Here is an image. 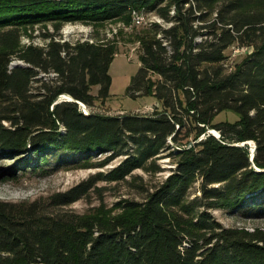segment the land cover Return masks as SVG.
Returning a JSON list of instances; mask_svg holds the SVG:
<instances>
[{"label":"trees","instance_id":"1","mask_svg":"<svg viewBox=\"0 0 264 264\" xmlns=\"http://www.w3.org/2000/svg\"><path fill=\"white\" fill-rule=\"evenodd\" d=\"M218 1L0 0V104H12L16 112L2 118L9 128L0 123L3 151L30 148L44 161L50 152L59 153L64 163L106 150L125 152L128 157L108 177L115 180L158 155L176 129H192L194 140L208 128L221 134L179 151L177 166L162 186L143 203L128 202L117 215L51 209L75 200L78 188L50 203L0 202V264H264V230L223 227L209 213L264 210V172L252 166L248 147L233 146L254 141L253 162L264 169V0H228L211 22L196 26L205 13L196 15L193 5L211 10ZM134 9L155 10L172 23L167 28L154 23L139 37L140 68L128 88L131 98L153 97L161 110L114 117L85 114L75 102L55 103L61 94L87 107L106 101L115 44L61 42L51 36L44 46H21L20 28L131 21ZM201 35L206 38L198 42ZM233 45L247 50L226 73L225 51ZM13 58L24 65L11 67ZM50 72L55 79L31 94L30 84L41 81L36 76ZM95 85L97 95L91 94ZM223 111L239 119L214 122ZM198 176L203 198L187 200Z\"/></svg>","mask_w":264,"mask_h":264},{"label":"rangeland","instance_id":"2","mask_svg":"<svg viewBox=\"0 0 264 264\" xmlns=\"http://www.w3.org/2000/svg\"><path fill=\"white\" fill-rule=\"evenodd\" d=\"M168 1L162 0L161 3L164 5ZM227 1L219 0L212 5L211 10L203 11H199L193 5L196 15L205 13V21L195 22V25L211 22L216 16L217 9ZM144 13L147 23L142 25L132 23V18L131 21L117 18L98 23L68 22L59 26L58 29L54 22L26 25L20 28L19 41L21 46L29 44L44 46L49 42L50 37L54 36L56 40L68 41L69 43L77 41L113 42L116 47V54L108 71L111 78L109 98L104 102L96 100L91 107L82 103L86 110L82 109L80 105L78 106L85 114L91 111L99 115L114 117L151 115L155 110H161V104L155 98L150 96L131 98L128 95L132 78L140 68L139 37L150 33V28L154 23L162 28H167L172 23L161 19L155 10H145ZM172 15H174L173 8L170 11V16ZM205 38V35H201L196 40L199 42ZM208 38L211 39L212 37ZM237 49L247 50L246 47L238 48L233 45L225 51L227 58L223 66L226 73L232 71L234 66L244 58L242 50L239 52L236 51ZM248 51L251 52V49L248 48ZM18 62V59L13 58L11 64ZM36 78H41V81H33L30 84L31 94L43 91L40 89L42 82L54 80L55 74L52 72L48 74L39 73ZM98 90L99 86H93L91 94L97 95ZM138 94L135 93V95ZM63 95H59L56 102L66 101L65 96L60 98ZM14 110L12 104H0V123L3 127H10V122L2 118L16 116ZM238 119L237 113L223 111L214 118V122H235ZM208 129L196 140H194L192 129H176L175 133L167 137L166 146L158 155L147 160L140 168L133 169L127 175L115 180H110L108 177L128 157L125 152L106 150L95 153L86 161L71 160L64 163L59 161V153L50 152L47 156L48 160L44 161L40 157H35L30 148H27V151L23 153L5 152L0 148V202L20 204L40 201L50 203L54 196L67 194L78 188V196L75 200L51 209L68 215L97 212L109 216L117 215L128 202L143 203L151 193L159 189L175 170L179 160L178 152L190 148L196 141L205 139L209 135L207 134ZM59 130L64 133L65 129L60 126ZM217 132L213 131L215 135H218ZM250 142L252 145L255 144L254 141ZM64 156L67 155L64 154ZM201 186L202 179L198 176L191 183L186 199L191 200L196 197L202 199ZM218 186L219 184H211L208 187ZM209 213L223 227L245 229L249 232L254 229L264 230L263 209L248 214L241 212L229 214L228 210L225 209H211Z\"/></svg>","mask_w":264,"mask_h":264},{"label":"water","instance_id":"3","mask_svg":"<svg viewBox=\"0 0 264 264\" xmlns=\"http://www.w3.org/2000/svg\"><path fill=\"white\" fill-rule=\"evenodd\" d=\"M24 65L21 61H19L18 63H13L11 64V67L13 66H22ZM64 95L60 98H63ZM71 97V96H70ZM57 101V100H56ZM66 101H69V102H75L77 103L78 105H83L81 102L77 101V100H74L72 97H71V100L67 99ZM57 103V102H55ZM85 108V107H84ZM86 109V108H85ZM213 131L217 132L216 130L214 129H208L207 130V134H211L213 136H215L217 139L220 138V133L217 132L218 135H215L213 133ZM233 146H239V147H248L249 149V161L251 162L252 166L254 167V169L257 171V172H264V169H259L255 166L253 160H254V156H255V153H256V144H253L252 143H249V141H245V142H241V143H234Z\"/></svg>","mask_w":264,"mask_h":264},{"label":"bare ground","instance_id":"4","mask_svg":"<svg viewBox=\"0 0 264 264\" xmlns=\"http://www.w3.org/2000/svg\"><path fill=\"white\" fill-rule=\"evenodd\" d=\"M139 15H144V20H135V23L138 24V25H142V24H146L147 23V18L145 17V13H144V10H136ZM132 16L135 15V9L132 10V13H131ZM152 23V22H150ZM252 143V142H250Z\"/></svg>","mask_w":264,"mask_h":264},{"label":"built area","instance_id":"5","mask_svg":"<svg viewBox=\"0 0 264 264\" xmlns=\"http://www.w3.org/2000/svg\"><path fill=\"white\" fill-rule=\"evenodd\" d=\"M135 20H144V15H139V13L135 10V15L132 16V23L135 24ZM240 50H242V52H244L243 49H237L236 51H239V52H240ZM80 106L82 107V109L86 110V109L84 108V105H80ZM80 106H79V107H80ZM81 107H80V109H81Z\"/></svg>","mask_w":264,"mask_h":264}]
</instances>
